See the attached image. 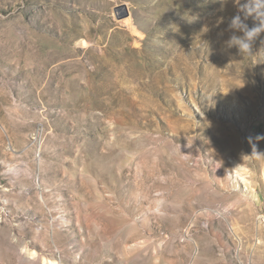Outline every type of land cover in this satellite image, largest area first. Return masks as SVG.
<instances>
[{"label":"rangeland","instance_id":"1","mask_svg":"<svg viewBox=\"0 0 264 264\" xmlns=\"http://www.w3.org/2000/svg\"><path fill=\"white\" fill-rule=\"evenodd\" d=\"M245 2L0 0V264H264Z\"/></svg>","mask_w":264,"mask_h":264},{"label":"clouds","instance_id":"2","mask_svg":"<svg viewBox=\"0 0 264 264\" xmlns=\"http://www.w3.org/2000/svg\"><path fill=\"white\" fill-rule=\"evenodd\" d=\"M227 3V0H221V4ZM239 4L240 0H236ZM240 11L243 12L244 18L253 17L258 21L257 26L249 28L246 23L241 19L239 14L232 17L229 28L233 30V35L227 41L229 48L236 47L239 54H245L247 56H253V42L264 32V0H246L244 4L240 6ZM235 32H240L242 35L237 36ZM257 139H264V135H260ZM255 148V145H253ZM258 155L264 154L257 152Z\"/></svg>","mask_w":264,"mask_h":264},{"label":"water","instance_id":"3","mask_svg":"<svg viewBox=\"0 0 264 264\" xmlns=\"http://www.w3.org/2000/svg\"><path fill=\"white\" fill-rule=\"evenodd\" d=\"M113 15L116 21H121L129 17V11L126 6H118L113 9Z\"/></svg>","mask_w":264,"mask_h":264}]
</instances>
